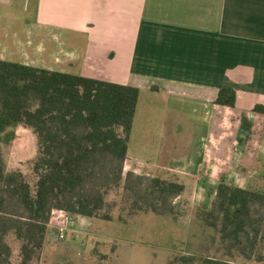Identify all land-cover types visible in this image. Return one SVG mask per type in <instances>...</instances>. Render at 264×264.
<instances>
[{"label":"crops","instance_id":"0c3cea01","mask_svg":"<svg viewBox=\"0 0 264 264\" xmlns=\"http://www.w3.org/2000/svg\"><path fill=\"white\" fill-rule=\"evenodd\" d=\"M0 59L163 97L171 129L201 138L188 153L206 154L198 165L209 169L214 148L202 138L219 136L222 121L264 116L253 111L264 106V0H0ZM222 87L236 90L235 107L215 102ZM139 103L132 134L150 119ZM170 153L129 143L125 174L187 168L188 153Z\"/></svg>","mask_w":264,"mask_h":264},{"label":"trees","instance_id":"16d2710c","mask_svg":"<svg viewBox=\"0 0 264 264\" xmlns=\"http://www.w3.org/2000/svg\"><path fill=\"white\" fill-rule=\"evenodd\" d=\"M139 97L135 86L0 59V143L12 125L33 128L39 141L33 181L21 170L7 171L0 148V264L41 259L54 209L112 220L105 212L112 190L124 189L132 213H176L174 199L184 184L124 172ZM215 102L235 107L236 90L222 87ZM253 111L264 113V106ZM252 126L244 114L242 127L250 132ZM199 215L213 238L230 240L264 264V192L229 184L223 176L212 208ZM10 237L20 243L17 259ZM180 260L238 264L197 254Z\"/></svg>","mask_w":264,"mask_h":264},{"label":"rangeland","instance_id":"374dc122","mask_svg":"<svg viewBox=\"0 0 264 264\" xmlns=\"http://www.w3.org/2000/svg\"><path fill=\"white\" fill-rule=\"evenodd\" d=\"M20 13L17 12L18 18L23 17ZM139 99V107L143 104L142 109L148 112L150 119L138 120L129 139L131 147L143 143L148 148L166 152L165 155L175 151L176 156H182L200 142L201 138H194L190 129H171L173 117L163 97L143 91ZM230 114L225 116L230 117ZM251 115L250 132L242 128L241 121L225 120L219 136L209 140L202 138L200 148L211 151L214 148L208 154L213 156L216 166L207 169L198 165L206 154L188 153L190 163L184 165L187 168L140 167L137 174L186 182L185 191L174 199L175 214L132 213L131 199L124 189L112 190L105 210L112 215V220L86 217L88 220L84 223L80 220L75 223L66 239H61L50 224L41 259L34 264H183L180 258L189 254L238 264H258L255 258H247L239 247L232 246L230 240L222 241L219 235L213 238V232L200 224L199 215L200 211L212 208L216 187L223 176L229 184L264 192V116ZM165 128L170 129L168 134ZM0 148L7 171L21 170L33 181V162L39 154V141L33 128L7 127L2 133ZM10 242L17 259L20 243L14 237H10Z\"/></svg>","mask_w":264,"mask_h":264},{"label":"built area","instance_id":"2783aa9c","mask_svg":"<svg viewBox=\"0 0 264 264\" xmlns=\"http://www.w3.org/2000/svg\"><path fill=\"white\" fill-rule=\"evenodd\" d=\"M75 223L76 220L73 215L62 209H54L49 225H54L58 231L59 237L61 239H66L67 233L71 230Z\"/></svg>","mask_w":264,"mask_h":264}]
</instances>
